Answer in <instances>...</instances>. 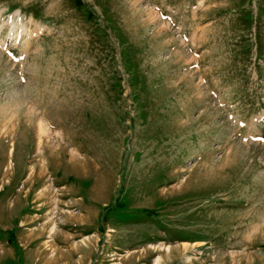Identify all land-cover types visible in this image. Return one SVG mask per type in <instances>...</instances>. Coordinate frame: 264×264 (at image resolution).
Instances as JSON below:
<instances>
[{"label": "rangeland", "instance_id": "374dc122", "mask_svg": "<svg viewBox=\"0 0 264 264\" xmlns=\"http://www.w3.org/2000/svg\"><path fill=\"white\" fill-rule=\"evenodd\" d=\"M0 44V264H264V0H0Z\"/></svg>", "mask_w": 264, "mask_h": 264}, {"label": "bare ground", "instance_id": "6f19581e", "mask_svg": "<svg viewBox=\"0 0 264 264\" xmlns=\"http://www.w3.org/2000/svg\"><path fill=\"white\" fill-rule=\"evenodd\" d=\"M41 128H42V125H41ZM53 229H54V228H53ZM49 237H50V236H49ZM160 260H161V259H159V262H158L157 264H160Z\"/></svg>", "mask_w": 264, "mask_h": 264}]
</instances>
